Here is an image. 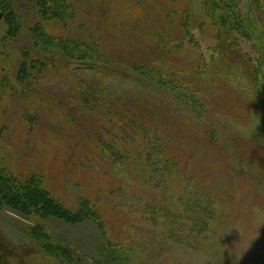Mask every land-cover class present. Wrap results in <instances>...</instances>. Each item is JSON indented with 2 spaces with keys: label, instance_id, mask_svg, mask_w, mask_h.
Here are the masks:
<instances>
[{
  "label": "rangeland",
  "instance_id": "rangeland-1",
  "mask_svg": "<svg viewBox=\"0 0 264 264\" xmlns=\"http://www.w3.org/2000/svg\"><path fill=\"white\" fill-rule=\"evenodd\" d=\"M0 176V264H264V0H0Z\"/></svg>",
  "mask_w": 264,
  "mask_h": 264
},
{
  "label": "trees",
  "instance_id": "trees-1",
  "mask_svg": "<svg viewBox=\"0 0 264 264\" xmlns=\"http://www.w3.org/2000/svg\"><path fill=\"white\" fill-rule=\"evenodd\" d=\"M223 14H224L223 10L218 12L217 18L219 21L224 20ZM12 180L14 181V183H12L13 182ZM12 180L11 179L5 180L4 176H0V181H1L0 191L3 194V197L5 199H8V197L12 196L13 199H15L16 201H20L22 199L21 195H22L23 190L25 191V189L29 188L33 191L31 193V198L33 201V205L35 208H37V210L41 206H44L47 209L58 210V207L56 206L57 204L54 205L53 203H51V199H52L51 196L45 190L41 189L38 184H36L37 181H35L34 178L33 179H27L26 180L27 182L20 180L19 181L20 183L17 182V180H15V179H12Z\"/></svg>",
  "mask_w": 264,
  "mask_h": 264
}]
</instances>
